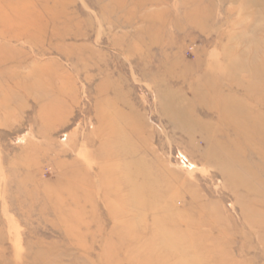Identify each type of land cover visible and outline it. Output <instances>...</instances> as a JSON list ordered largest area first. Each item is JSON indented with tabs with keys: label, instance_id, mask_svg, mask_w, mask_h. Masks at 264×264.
Masks as SVG:
<instances>
[{
	"label": "rangeland",
	"instance_id": "1",
	"mask_svg": "<svg viewBox=\"0 0 264 264\" xmlns=\"http://www.w3.org/2000/svg\"><path fill=\"white\" fill-rule=\"evenodd\" d=\"M0 10V264H264V0Z\"/></svg>",
	"mask_w": 264,
	"mask_h": 264
},
{
	"label": "bare ground",
	"instance_id": "2",
	"mask_svg": "<svg viewBox=\"0 0 264 264\" xmlns=\"http://www.w3.org/2000/svg\"><path fill=\"white\" fill-rule=\"evenodd\" d=\"M13 17H10L8 14L6 15L4 12L0 10V40L5 39V36L8 37V41H13L16 39V35L10 33L9 35L6 34L8 33L6 30H4V27H7V30H12V26L14 24V16L16 15L13 11ZM6 24V26H5ZM3 47V45H0V48Z\"/></svg>",
	"mask_w": 264,
	"mask_h": 264
}]
</instances>
